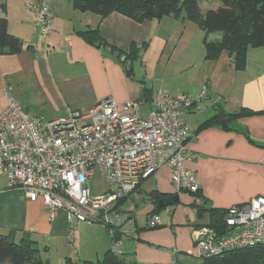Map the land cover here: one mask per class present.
Masks as SVG:
<instances>
[{
	"label": "crops",
	"instance_id": "crops-1",
	"mask_svg": "<svg viewBox=\"0 0 264 264\" xmlns=\"http://www.w3.org/2000/svg\"><path fill=\"white\" fill-rule=\"evenodd\" d=\"M33 1L0 0L7 32L22 43L18 54H0V112L12 99L28 114L30 109L46 110L47 120H53L87 113L101 101L113 99L120 106L135 103L133 112L146 117L151 97L158 91L184 93L193 99L204 91L183 120L191 156L187 167L199 183L206 212L197 216L192 196L174 192L171 172L163 165L119 203L118 209L134 218L135 238L105 226L110 237L94 240L93 256L77 253L83 259L77 261L65 246L69 231L65 211L49 219L41 200L30 201L18 190L7 189L2 176L0 235L13 242L30 239L48 261L50 249L63 251V261H92L94 256L114 252L113 244L118 242L117 255L135 264H167L172 249L177 250L178 264H190L191 259H198L193 233L210 225L208 210L225 211L255 197L264 198V48H248L244 68L238 70L225 52L215 61L205 59L204 33L192 22L173 16L136 22L116 12L101 17L74 9L71 0H50L51 32L40 35L29 7ZM88 30H96L103 45L90 44L79 35ZM220 38L219 33L207 36L209 41ZM145 43L146 49L138 51L127 73L129 59L123 63L122 57ZM158 71L162 79L153 80ZM219 97L222 100L215 105ZM216 108L225 114H246L226 126H203L218 113ZM152 192L161 198L177 195L178 202L158 209L160 225L148 229L146 217L157 209L160 199H153ZM82 225L75 227L74 241H67L76 244L79 240L80 249ZM114 233H118L117 240Z\"/></svg>",
	"mask_w": 264,
	"mask_h": 264
},
{
	"label": "built area",
	"instance_id": "built-area-1",
	"mask_svg": "<svg viewBox=\"0 0 264 264\" xmlns=\"http://www.w3.org/2000/svg\"><path fill=\"white\" fill-rule=\"evenodd\" d=\"M37 33L51 32L50 0H34L29 6ZM197 99L187 94L158 91L150 100V112L140 117L135 103L118 105L105 99L87 113H72L53 120L30 116L10 99L0 112V176L7 189L18 190L30 201L41 200L54 219L65 211L69 231L75 239L81 223L102 224L121 235L135 238L134 218L121 212L120 201L135 193L139 185L161 166L171 172L175 193L192 196L195 213L203 204L199 183L187 167L188 131L183 115ZM222 99L217 98L216 103ZM103 176L107 188L95 194L91 182ZM160 225L158 215L149 214L145 227ZM224 234L204 226L193 233L198 259L221 256L232 250L264 247V198L230 207L222 217ZM114 253L119 243L113 244ZM167 264H178L177 250H171Z\"/></svg>",
	"mask_w": 264,
	"mask_h": 264
},
{
	"label": "trees",
	"instance_id": "trees-1",
	"mask_svg": "<svg viewBox=\"0 0 264 264\" xmlns=\"http://www.w3.org/2000/svg\"><path fill=\"white\" fill-rule=\"evenodd\" d=\"M201 0H71L74 9L81 12H92L105 17L113 12L122 14L136 22L160 20L163 17L173 16L192 22L204 33L205 59L215 61L225 52L232 58L235 67L242 70L245 65V56L248 48H264V0H219L220 5L214 10L202 12L199 7ZM3 10V9H2ZM211 33L221 34L218 41L208 40ZM79 35L88 43L96 46L103 45L102 39L96 30L79 32ZM147 43L140 49L131 48V53L123 56L127 68L136 59L139 50H145ZM22 49L20 39L7 32V20L0 17V54H18ZM126 68V69H127ZM127 73L129 71L127 70ZM217 114L204 123L203 126L220 124L226 126L232 119L246 113L225 114L220 108ZM140 186V185H139ZM138 189V188H137ZM155 200L161 198L156 192L151 193ZM204 202L196 212L201 216ZM158 209L151 214H157ZM225 211L208 210L210 227H215L220 234H224L222 217ZM157 228V227H156ZM118 233H114V240ZM0 264H49L36 248L35 242L30 239H21L13 242L8 237L0 235ZM64 264H135L118 256L112 251L103 254L96 262H75L70 258ZM199 264H264V247L239 249L229 251L221 256L200 259Z\"/></svg>",
	"mask_w": 264,
	"mask_h": 264
},
{
	"label": "rangeland",
	"instance_id": "rangeland-1",
	"mask_svg": "<svg viewBox=\"0 0 264 264\" xmlns=\"http://www.w3.org/2000/svg\"><path fill=\"white\" fill-rule=\"evenodd\" d=\"M200 8L202 12H205L206 10H214L216 9L219 5H220V1L219 0H201L199 2ZM4 15V13H2ZM0 17H1V12H0ZM162 79V76L160 77L159 71L158 73H156V77L153 78V80H158ZM157 82V81H156ZM149 85H152L150 83H148ZM41 109H30L28 110L29 115L30 116H35V117H42L44 119H47V114H46V110ZM4 178L2 176H0V183L4 182ZM7 183V180H6ZM7 185V184H6ZM107 187V184L105 182L104 179H100L99 177H95L94 182L92 184V192L96 191V190H104ZM58 214V213H57ZM81 237H80V241H81V249H80V242L79 240L77 241V243L75 244H70L65 242V246L68 249V252H70L71 254V258L77 261H82V257H78L77 253H86V254H91L93 256L94 252H93V244H94V240L99 239L100 241H102L105 237V239L107 240V237H110L109 233H107V229L104 225L102 224H84L82 225L81 228ZM77 233V232H76ZM50 260L49 262L51 264H64V261L62 259V252L60 249H50ZM81 250V251H80ZM95 251V250H94ZM89 256V255H88ZM103 256V255H102ZM46 258V257H43ZM102 258V257H101ZM96 258L95 256L92 257V262H96L97 260L101 259ZM192 261V262H191ZM200 259H191L190 260V264H199ZM49 263V264H50Z\"/></svg>",
	"mask_w": 264,
	"mask_h": 264
},
{
	"label": "water",
	"instance_id": "water-1",
	"mask_svg": "<svg viewBox=\"0 0 264 264\" xmlns=\"http://www.w3.org/2000/svg\"><path fill=\"white\" fill-rule=\"evenodd\" d=\"M122 61H124V58H122ZM127 70L131 71V67L129 66L127 68ZM177 202H178V196L177 195L169 196L167 198H160L156 203V208L162 209L164 207L171 206L173 203H177Z\"/></svg>",
	"mask_w": 264,
	"mask_h": 264
}]
</instances>
